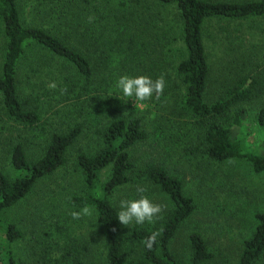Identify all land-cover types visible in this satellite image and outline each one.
<instances>
[{"label":"trees","instance_id":"16d2710c","mask_svg":"<svg viewBox=\"0 0 264 264\" xmlns=\"http://www.w3.org/2000/svg\"><path fill=\"white\" fill-rule=\"evenodd\" d=\"M30 1L27 6L33 21L28 24L22 19L26 12L22 0H0V109L14 126L37 131L41 149L31 160L23 144L10 147L14 174L0 170V215L25 199L41 181L61 172L86 130L94 148L75 156L80 188L66 205L72 212L85 206L94 210L100 232L95 242L100 248L97 262H212L214 255L197 231L188 235L186 259L175 255L172 246L178 231L196 206L167 162L136 159L135 150L153 138L152 132L166 145L169 159L201 155L208 163L241 161L254 174L264 175V154L248 150L241 134L247 116L243 106L259 98L264 89L254 57L258 46L245 47L243 52L237 48L230 68L226 66L227 83L217 89V96L207 97L210 66L203 41L209 20H224L238 28L242 22H264V0ZM166 8L173 9L172 22L164 14ZM243 43L239 41L238 47ZM233 65L239 70L232 69ZM123 75H144L154 81L163 76V95L172 100L166 110L170 118L129 109L124 101L128 97L116 87ZM24 77L33 80V101L24 94ZM53 83L55 88L50 87ZM43 95L82 106L75 112V105L67 106L72 127L62 130L58 124L55 132L45 134L39 103ZM177 105L180 114H176ZM256 123L264 135V107L256 114ZM13 125L6 132L9 141L21 137ZM102 174L107 176L104 181ZM140 187L143 193L137 191ZM125 188L160 206L152 222L131 226L119 222L120 208L112 199ZM48 199L52 201L51 196ZM71 211L61 212V219L66 221ZM254 221L251 235L239 246L232 264H257L264 255V211ZM153 234L156 240L149 249L145 243ZM21 237L15 225L0 218V241L9 245ZM87 244L80 245L76 238L60 239L54 247L59 256L45 264H93V249ZM0 264H15L1 244Z\"/></svg>","mask_w":264,"mask_h":264},{"label":"rangeland","instance_id":"374dc122","mask_svg":"<svg viewBox=\"0 0 264 264\" xmlns=\"http://www.w3.org/2000/svg\"><path fill=\"white\" fill-rule=\"evenodd\" d=\"M21 3L26 5L22 19L29 24L33 21L30 7L27 6L31 1L22 0ZM172 11L173 9H164L165 16L171 22ZM238 25L239 28L224 20L214 19L209 20L204 26L203 41L210 66L207 97L217 96V89L221 84L227 83L229 72L226 66L230 68L229 63L234 59L237 48L243 52L245 47L248 49L258 46L254 57L256 64L260 66V77L264 78V22L251 20ZM170 36H174L173 33ZM239 41L244 42L241 48L238 47ZM173 47L176 48L174 45ZM233 66L232 69L239 70ZM21 82L24 94L31 96L30 99L33 101V80L24 77ZM259 93H262L259 98L243 106L247 116L241 134L248 150L264 154V135L256 123V114L264 107V89L261 88ZM41 94L42 91L39 92V95ZM61 98L52 95L39 97L40 120L42 124L44 123L45 134L55 132L58 124L62 126V130L72 127L69 120L70 109L75 105L77 107L74 109L75 112L82 107L78 102L63 101ZM164 100L163 93L159 96L154 93L145 101L138 102L132 97L125 98L124 101H128L126 106L129 109L146 111L150 116L158 113L164 118H170L166 110L172 105V100ZM70 105L71 108L68 110L67 106ZM177 112L180 114L178 105L176 114ZM179 118L185 120L182 116ZM12 125L0 109V170L7 175L14 174L9 162L12 144H23L31 160L41 149L39 147L41 137H38L37 131L25 130L22 126L13 125L21 137L16 141H9L6 132H9V126ZM150 136L153 138L149 142L137 147L135 158L143 161L155 158L167 162L171 172L182 180L185 194L196 206L192 217L179 229L172 246L173 252L178 258L185 260L188 253V235L197 231L202 234L214 255V260L209 264H232L239 246L251 235L255 227V215L264 211V175L254 174L249 165L241 161L208 163L201 155L184 159L173 156L169 159L165 150L166 145L160 143L157 133L151 132ZM92 138L85 130L82 138L70 150L65 168L41 181L25 199L0 215L2 221L15 225L22 234L21 239L9 245L0 241L1 247L8 249L15 264H45L48 259L52 261L59 256V253L54 251L55 244L60 239L68 241L71 238H76L82 246L87 244L84 242H89L91 245L87 246L93 249L91 262L99 264L96 252L100 255V248L95 247V242L100 238V232L95 217H81L77 220L70 214L66 221L60 217L61 212L67 215L71 211L66 205L68 198L74 193H79L76 192L80 185L79 175L74 171L75 156L79 152L88 154L93 150ZM106 177L102 174V181ZM48 196H51L52 201H49ZM137 198L133 189L125 188L114 196L112 202L114 206L119 207L121 200ZM257 264H264V255Z\"/></svg>","mask_w":264,"mask_h":264},{"label":"clouds","instance_id":"9594fccd","mask_svg":"<svg viewBox=\"0 0 264 264\" xmlns=\"http://www.w3.org/2000/svg\"><path fill=\"white\" fill-rule=\"evenodd\" d=\"M50 87L55 88V83ZM116 87L122 93L124 97H134L137 101H145L150 99L155 93L157 96L163 93L165 88L164 77L161 76L155 81L144 75L135 77L123 75L120 76L116 82ZM138 192L143 193L144 188L137 189ZM120 211L118 213V220L124 226L142 225L145 222H152L154 218L161 212V208L158 204H155L147 196H141L139 199L121 200L119 202ZM94 210L90 207H83L80 211H74L71 213L73 219H80L81 217H92ZM156 235L150 236L145 247L151 249L155 243Z\"/></svg>","mask_w":264,"mask_h":264}]
</instances>
